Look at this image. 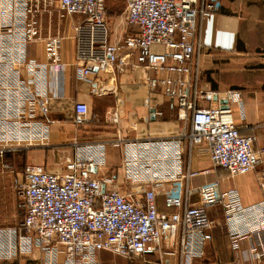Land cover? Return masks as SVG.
I'll list each match as a JSON object with an SVG mask.
<instances>
[{
    "label": "built area",
    "instance_id": "built-area-1",
    "mask_svg": "<svg viewBox=\"0 0 264 264\" xmlns=\"http://www.w3.org/2000/svg\"><path fill=\"white\" fill-rule=\"evenodd\" d=\"M106 0H0V153L48 145L49 117L56 114L76 128L89 118V106L66 93L68 64L61 58L66 36L38 34L37 16L53 5L71 25L75 41V79L91 85L100 73L114 75L141 66L147 96L160 93L190 127L168 137L110 140L74 138L70 153L57 169L44 163H25L17 184L22 220L0 227V261L21 252L41 250L45 264H100L98 252L107 250L128 259L173 248L178 241L185 264L204 255L214 222L207 209L219 205L232 250L264 230V171L261 198L244 205L234 188L220 189L218 179L196 189L198 203H190L189 178L207 173L185 170L184 146L209 148L212 167L229 176L246 174L264 163V146L254 148L252 136L241 135L226 109L209 103L214 96L241 105L239 90L218 93L199 86L197 52L206 43L195 37L198 19H211L221 5L212 0H126L127 32L109 41ZM42 43V59L28 53L31 42ZM134 58V62L131 59ZM161 112H154L160 116ZM110 123H117L112 118ZM121 152L122 181L106 166L108 147ZM168 184L169 187L164 189ZM163 195L166 211L157 208ZM59 248V249H58ZM251 248V247H250ZM251 251L262 264L263 246ZM58 250L62 259L57 261Z\"/></svg>",
    "mask_w": 264,
    "mask_h": 264
},
{
    "label": "crops",
    "instance_id": "crops-1",
    "mask_svg": "<svg viewBox=\"0 0 264 264\" xmlns=\"http://www.w3.org/2000/svg\"><path fill=\"white\" fill-rule=\"evenodd\" d=\"M221 5L219 13L211 19L197 21L194 36L203 39L206 43L197 52L195 59L199 72V86L217 92L219 97L226 90L241 92V105L237 102H229L225 117L235 124L241 135L252 136L253 146L257 149L264 146V0H221ZM58 13V19L53 16L52 20V15L46 12L39 14L37 18L45 20L47 17L53 26L58 23V31L56 33L48 31L47 34L66 36L60 49L62 60L68 64L66 93L87 103L89 110L94 105L100 111L94 114L89 112L88 120L78 128H73L70 122L60 121L58 115L52 114L49 117L52 122L50 135L52 145L71 142L74 138L81 141L110 140L117 135L130 139L148 135L168 137L184 130L174 121H158V116H154L153 120L150 118L149 109L143 103L147 96L145 77L154 74L152 72L146 74L141 66L128 68L124 73L116 72L114 75L100 73L96 78L94 76L91 85L76 80L73 66L75 41L72 38L71 28L76 17L62 15L59 11ZM123 23V26L117 27L107 22L110 42H119L124 37L127 32L124 16ZM33 45L36 49V45ZM32 46H29V55H32ZM36 54L42 59L41 47ZM131 61L134 62V58ZM215 97L211 102L202 105L219 104ZM156 104L157 102H153L152 98V108L159 111ZM99 116L105 117L104 129L98 128L95 123ZM112 118H117V123H110ZM189 127L188 121L186 130ZM41 156L44 158L45 155L32 154L30 157L34 161L30 163L42 162ZM23 165L15 168L3 164L0 169V227H14L22 220L23 211L17 197V184L22 180ZM114 167L118 170L122 181L121 152L109 146L106 166L101 173ZM183 167L191 171L208 170L207 173L195 175L188 180V188L191 190L189 200L192 204L198 203L197 187L216 179L220 182L221 190L236 189L244 205L257 202L261 198L259 179L261 172L264 171V163L246 174L229 176L225 170L212 167L209 148L202 143L191 149L184 146ZM168 187L169 185L166 184L164 189ZM156 203L158 210L166 211L162 194L157 195ZM207 214L214 222L212 238L205 244L204 255L193 258L190 264H259L251 249L256 248L258 252L260 245L264 249V230L261 231L260 236L248 235L240 242L239 250L234 251L223 218L220 220L221 207L219 205L210 207L207 209ZM56 257L57 261L62 259L60 250ZM47 259L46 252L35 249L21 252L14 260H2L0 264H45ZM98 260L100 264H185L179 254L178 241L171 249L136 259H128L101 250L98 252Z\"/></svg>",
    "mask_w": 264,
    "mask_h": 264
},
{
    "label": "rangeland",
    "instance_id": "rangeland-1",
    "mask_svg": "<svg viewBox=\"0 0 264 264\" xmlns=\"http://www.w3.org/2000/svg\"><path fill=\"white\" fill-rule=\"evenodd\" d=\"M219 1L221 3V0H214L213 2L217 5ZM125 5H126V0H107V5L105 6H106V20L108 24H113L114 26L117 27L123 26ZM46 13L52 15V20L54 17H56L57 19L59 17V13L53 5H49V12ZM36 20H37L39 36L43 37L45 33L47 34L48 31H51V33H56L58 31L59 28L58 23L55 26H53L52 24H50L47 17L45 18V20L44 18H42L41 20H39V18H36ZM33 44L36 45V49ZM30 45L31 46L33 45L31 48L32 55L30 54V56L40 59L41 58L40 55L37 56V54L35 55V53L40 49V47L42 48V43L39 40H36L34 42H31ZM96 97L99 98L98 96ZM151 97L153 98V102H157L156 104L157 108L161 112V115L157 117L158 121L171 120L174 121L175 124L179 126V128L186 130V128L188 127V121H189L188 118L180 119L177 115L176 108L174 106H171V104H169V102H167L160 95V93H155ZM97 111H100V109L97 106L93 105L92 107H90V114L92 113L94 114ZM58 118L60 121L63 120V118L60 116ZM103 119H105L104 116H99V118L96 119L95 123L98 125L97 126L98 128L104 129L103 127H105V125L103 124ZM73 128L76 127L73 126ZM51 142H53L52 139L49 141L48 145L46 146L30 148L28 150L25 149L9 150L0 153V169H2L1 167L3 164H8L11 167L15 166V168H19L25 163L32 162L34 161L30 157L32 156V154H38V155L44 154L45 155L44 158L41 156L40 159L46 165L47 168L54 170L59 168L62 164L63 159L70 153V149H71L70 141L65 143H60L58 145H52ZM108 171H112L113 173H115L117 175V181L121 182V176L118 173V170H116V167L111 168ZM222 218L223 217L220 214V220H222Z\"/></svg>",
    "mask_w": 264,
    "mask_h": 264
},
{
    "label": "water",
    "instance_id": "water-1",
    "mask_svg": "<svg viewBox=\"0 0 264 264\" xmlns=\"http://www.w3.org/2000/svg\"><path fill=\"white\" fill-rule=\"evenodd\" d=\"M215 99H217V97H215ZM218 101H219L220 107L222 109H227L228 108V100L227 99H219ZM149 112H150V118L153 120L154 119L155 109L154 108H150Z\"/></svg>",
    "mask_w": 264,
    "mask_h": 264
},
{
    "label": "trees",
    "instance_id": "trees-1",
    "mask_svg": "<svg viewBox=\"0 0 264 264\" xmlns=\"http://www.w3.org/2000/svg\"><path fill=\"white\" fill-rule=\"evenodd\" d=\"M221 6H222V5L219 6L217 13H219V11H220V9H221Z\"/></svg>",
    "mask_w": 264,
    "mask_h": 264
}]
</instances>
